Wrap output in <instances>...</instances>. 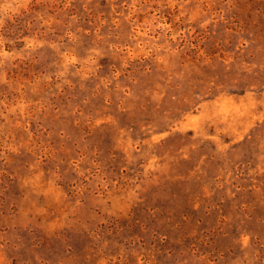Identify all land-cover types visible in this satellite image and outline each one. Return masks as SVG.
Returning a JSON list of instances; mask_svg holds the SVG:
<instances>
[{
	"label": "rangeland",
	"instance_id": "rangeland-1",
	"mask_svg": "<svg viewBox=\"0 0 264 264\" xmlns=\"http://www.w3.org/2000/svg\"><path fill=\"white\" fill-rule=\"evenodd\" d=\"M0 264H264V0H0Z\"/></svg>",
	"mask_w": 264,
	"mask_h": 264
}]
</instances>
